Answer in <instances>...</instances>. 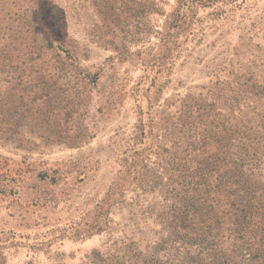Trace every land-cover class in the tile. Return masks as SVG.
Wrapping results in <instances>:
<instances>
[{
    "label": "rangeland",
    "instance_id": "rangeland-1",
    "mask_svg": "<svg viewBox=\"0 0 264 264\" xmlns=\"http://www.w3.org/2000/svg\"><path fill=\"white\" fill-rule=\"evenodd\" d=\"M179 1L55 0L56 24L95 80L82 86L71 79L64 93L49 89L71 110L65 122L55 116L58 101L45 105L20 63L27 0H0V264H90L94 251L128 244L145 252L157 240L159 225L145 212L161 199L155 188L131 186L106 214L105 229L84 230L121 168L139 108L148 107L133 95L146 74L141 58L156 52ZM184 1L188 30L157 74L161 126L176 120L188 96L211 102L217 89H234L235 75L264 94V0ZM10 57L19 58L16 67ZM256 100L264 121V99ZM75 136L81 139L72 144Z\"/></svg>",
    "mask_w": 264,
    "mask_h": 264
},
{
    "label": "trees",
    "instance_id": "trees-1",
    "mask_svg": "<svg viewBox=\"0 0 264 264\" xmlns=\"http://www.w3.org/2000/svg\"><path fill=\"white\" fill-rule=\"evenodd\" d=\"M184 6L180 0L168 14L156 52L141 58L146 74L133 95L138 106L146 101L148 107L139 108L121 168L84 230L90 236L105 229L106 214L125 202L131 186L143 193L155 188L161 199L145 212L159 225L157 240L145 252L128 244L108 253L94 251L90 264H264V121L253 106L256 98L264 99L263 91L235 75L234 89H217L211 102L188 96L171 124L161 126L156 118L157 74L173 62L178 37L188 30ZM55 7V0H27L20 63L28 83L36 79L44 91L45 105L58 101L55 116L67 122L71 110L60 106L59 97H50L49 89L64 93L60 87L71 79L82 86L95 80L79 65L75 46L57 26ZM18 60L6 61L16 67ZM73 139L72 144L81 138Z\"/></svg>",
    "mask_w": 264,
    "mask_h": 264
}]
</instances>
